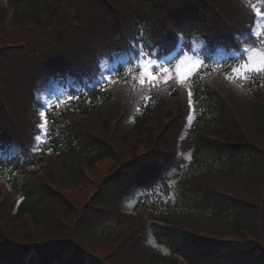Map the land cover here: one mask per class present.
<instances>
[{"label":"trees","instance_id":"obj_1","mask_svg":"<svg viewBox=\"0 0 264 264\" xmlns=\"http://www.w3.org/2000/svg\"><path fill=\"white\" fill-rule=\"evenodd\" d=\"M134 1L136 7L131 9L124 0H8L14 16L11 26L3 28L6 8L0 6V38L8 36L9 30L15 27L17 35L12 43L16 47L19 40H27L28 45L31 44L30 49L17 53L20 56L21 52L31 55L25 72L27 76L31 69H38L42 64L43 68H50L49 63L65 66L73 74L82 72L89 63L75 61L77 58L84 60L82 56L86 52L94 63H98L97 57H107L118 46H126L128 37L134 34V29L141 30V25L147 26L153 42L157 37L161 48L172 41L174 25L186 26L184 23L196 21L208 25L211 28L208 34L214 38L222 36L227 39L230 36V40L235 32V26L230 28V35L228 31L223 32L212 15L209 17L205 11L200 12L199 7L204 5L201 0ZM73 12L84 20L100 17L94 35L83 37L85 26H71L68 15ZM215 16L218 22L223 21L219 20L222 16L218 13ZM229 17L234 19V15ZM235 20L241 23L239 17ZM191 29L192 26L187 27V30ZM226 44L223 42V45ZM2 46L9 51L7 42ZM43 68L38 76L44 73ZM119 77V85L109 91H104L105 88L94 90L87 102L83 97H76L59 115L56 111L48 115V129L54 136H48L42 151L46 153L45 148L49 146L48 149L53 152L51 158L44 159L37 170L21 176L23 171L18 164L0 163V177L11 181L6 193L0 185V264H28L31 251H34L33 259L37 264H49L51 261L97 264L83 259L77 249L68 245L55 246L54 251L52 244L49 245L50 239L60 240L59 243L63 240L71 246L74 244L71 237L77 233L69 234L68 226L73 222L77 202L86 195L85 187L91 181L88 173L96 164L113 161L111 173L97 187L99 194H94L83 203L90 212L109 210L113 203L108 195L113 197L119 186L110 190L116 174L124 171L145 173L149 165L154 166L161 159L159 156L168 150L185 115L183 95L170 84L151 87L129 81L122 73ZM262 80L264 82L262 74L251 76L240 86L227 85L223 81L206 86L195 80V101L200 102L203 112L192 129L195 137L191 140L194 162L182 187L183 205L180 211L196 218L185 220L172 229L168 224L152 228L156 244L167 247L168 251H161L159 247L140 263L171 264L173 258L167 257L166 254H169L176 258L183 256L188 264H264V201L261 205H254L252 200H243L236 194L218 192L213 188V181L222 178L238 179L249 191L255 189V185L264 183V150L258 145L262 141L257 140L259 135L264 138V92L261 94L259 89ZM25 83V79L21 78L12 90L4 88L0 92L1 98L5 97L9 103L16 102ZM246 86L250 88V100L244 98ZM16 104L19 105L18 102ZM127 114H133L134 118L125 124L123 117ZM1 120L0 117V133L3 127ZM116 123L123 126L120 132L115 127ZM57 127L61 129L58 133ZM110 135H119L126 140L123 145L128 148L123 155L132 156L131 161L121 159L122 156L114 148L115 139ZM137 151L140 153L137 154ZM221 154L226 155L225 163L217 161L216 155ZM51 159L56 164L50 165ZM115 160L117 162L114 163ZM204 161L220 164L212 168ZM14 171L16 174L13 176ZM29 176H37L41 184L30 186L31 181L27 182ZM17 197L20 201L15 208ZM27 217L35 226L45 230L36 231V239L31 236L33 231L29 228ZM119 223L115 222L103 238L84 241L88 242L89 248L105 249V245L113 244L119 238L115 235L120 229ZM215 225L228 229L237 240L212 238H224L218 236V232L211 234ZM203 233L206 235H201ZM124 250L123 247H116L113 251L115 264H130L128 250Z\"/></svg>","mask_w":264,"mask_h":264},{"label":"rangeland","instance_id":"obj_2","mask_svg":"<svg viewBox=\"0 0 264 264\" xmlns=\"http://www.w3.org/2000/svg\"><path fill=\"white\" fill-rule=\"evenodd\" d=\"M231 1V0H230ZM250 1V0H246ZM253 3V4H252ZM251 6L252 8L258 9V5L261 3H264V0H252ZM0 47H2V43H0ZM199 46H196L195 49L198 50ZM264 50V46L261 47ZM253 50L252 53H250V55L247 56V60L243 61V62H239L236 61L235 63L232 64L233 68H231L233 74L235 76L238 77H243L246 74L250 73V71H255V69L257 68H264V52L263 50ZM23 56L21 58V60L19 62H15L13 63L9 68L7 66L6 70L3 71L2 74L6 75V74H10L13 73L14 71H19L22 67H24L26 65V63L28 62V60L30 59L31 55L29 53H25L22 52L21 53ZM0 57L4 60L7 61L8 60V56L3 52H0ZM226 57L223 54H217L215 59H212L211 62L215 65H221L222 62H224V59ZM204 59L200 58L197 56V54L195 55H186L184 56L183 59L177 60V62L174 64H176V66H172L170 61H162L161 63H156L155 61L148 60V59H140L139 61V65L138 67L140 68L141 72L139 73V75H137V77L141 80V79H146L144 76V73L147 71H154L155 74L157 75V80L159 81V79L163 80L166 79L170 76H172L174 74L173 71H175L177 77H178V70L180 73H183L186 76H189L193 71H195L197 69L196 65L200 62H203ZM157 64L159 65V67H157ZM173 64V65H174ZM163 68H167L168 71L167 72H162L161 69ZM236 69L237 71H233V69ZM175 69V70H174ZM264 71V70H261ZM261 71H257V72H261ZM147 80V79H146ZM55 89V88H54ZM43 92H53V94L55 93L57 95L56 98H65L67 95L66 90L65 91H60V90H44ZM43 92H40L39 95L42 97ZM53 94H49V100L52 103H55L56 98L55 96H53ZM62 103V102H59ZM4 109H5V119L12 125H21L23 124V122L25 121L24 119V115H18L16 112H14V110L9 109L7 104H4ZM197 113V112H196ZM195 113V114H196ZM119 126V129H121V126ZM114 137L115 141H114V148L116 150V152H119L120 155L122 156L121 159H128V155H123V152L125 150H127V146L124 147L123 145V139H121V137L119 136H112ZM260 139L257 140H261L262 142H259L258 145L261 149L264 150V138H262L260 135L258 136ZM256 141V140H255ZM254 141V142H255ZM126 142V140L124 141ZM257 144V143H256ZM141 150V149H140ZM139 150V151H140ZM54 159V158H52ZM50 160V165L51 163L56 164V162L54 160ZM190 159L189 153L187 155H184V160L185 162H188V160ZM117 162V160L114 161V163ZM205 164H207V161H204ZM209 166L212 165V163H208ZM113 165V161H108V162H102L99 165H95L90 173H88V176L91 177V181H89L90 183L85 187V193L86 195L82 196L81 199L79 200L80 202H77L79 209H81V205H83V203L88 200L92 194H94V190L102 183V179L107 176L109 173H111L110 169L112 168ZM206 167V166H205ZM168 174L172 175L171 171H168ZM240 180L238 179H217L215 181H213V186L216 188V190L219 192H231L232 194H236L237 197L239 196L240 198H249L251 200H253L254 202L259 201L260 198V193H261V188H255L252 191L247 190L245 187H243L241 185V183L239 182ZM170 197L172 199H174V195L171 193L169 194ZM125 210H130L131 209V205L126 204L124 207ZM133 214L136 216V219L138 221V224H140L142 227L141 228H146L147 223H146V219L144 216H142L141 214L136 213V211L133 212ZM150 216V215H149ZM178 224V222H177ZM31 227L35 228L36 231H40V232H45V230L43 228H41L40 226H35V225H31ZM213 232L211 233L213 235V233L218 232V236H228L230 234V231L226 228H221L220 225H215L213 230ZM36 232V233H37ZM130 236V235H129ZM225 239V238H224ZM121 240L115 241L113 244L111 243L110 245H105V249H96V247H94V249L91 247L90 248V252H92L93 254H96L98 256V258H100L101 260V264H107V256L110 252V250L117 244L119 243ZM135 246H137L135 244ZM99 250V251H98ZM182 264H185L183 262H181Z\"/></svg>","mask_w":264,"mask_h":264},{"label":"snow or ice","instance_id":"obj_3","mask_svg":"<svg viewBox=\"0 0 264 264\" xmlns=\"http://www.w3.org/2000/svg\"><path fill=\"white\" fill-rule=\"evenodd\" d=\"M255 15H256L257 17H260V16L264 15V13H262L259 9H256V10H255ZM253 35H255V33H253ZM245 52H247V49H245ZM202 66H203L202 62H200V63H198V64L196 65V67H198V68H199V67H202ZM157 67H159L158 64H157ZM261 70H264V68H257V69H255V71H261ZM161 71H162V72H167L168 69H167V68H163V69H161ZM233 71L235 72V71H237V70L234 68ZM144 76H145V78H146L148 81H153V82L156 81L157 78H158L154 71H147V72L144 73ZM178 78L181 79V80H184V79H186L187 77H185V75H184L183 73H180L179 70H178ZM144 82H145V80L142 79V80H141V83L143 84ZM188 95H189L188 103H189V105H191V104H192V100H191L192 93H191V91H189ZM41 115L43 116L44 114L41 113Z\"/></svg>","mask_w":264,"mask_h":264}]
</instances>
